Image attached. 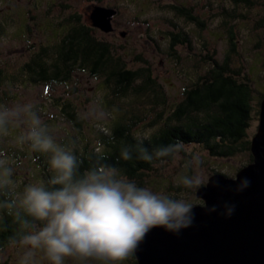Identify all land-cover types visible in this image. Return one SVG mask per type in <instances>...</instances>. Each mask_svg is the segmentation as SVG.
Here are the masks:
<instances>
[{
	"label": "rangeland",
	"instance_id": "374dc122",
	"mask_svg": "<svg viewBox=\"0 0 264 264\" xmlns=\"http://www.w3.org/2000/svg\"><path fill=\"white\" fill-rule=\"evenodd\" d=\"M19 1L25 3L26 10L22 9L0 32V110L20 109L19 117L7 124V132H0V161L12 170L9 182L0 186L3 204L16 201L26 185L45 182V177L52 175L48 164L51 153L33 151L30 141L19 142L30 130L25 106H30L31 112L40 118L46 134L57 145L71 149L75 155L85 148L100 152L101 138L110 133L117 120L129 123L139 138H147L169 122L175 105L185 96L184 89L210 68L203 57L211 54L221 60L226 56L230 33L236 42L231 65L241 68L252 80L253 119L248 138L256 133L259 103L264 94V0ZM170 4L191 7L204 26L187 21ZM97 5L116 10L112 31H102L93 26L90 18L84 19V14ZM76 13L81 14L79 21L71 19ZM77 25L88 27L94 37L109 44L113 64L94 75L91 67L76 65L69 79L33 82L25 64L44 46L49 48L45 58L49 63L63 35ZM173 31L187 34L191 46L178 43L171 48L168 34ZM118 60L126 69L145 71L157 83V90L142 77L128 94L122 95L110 73ZM142 88L145 90L141 92ZM68 105L73 107L78 125L64 110ZM192 154H199L206 180L215 173L234 177L250 162L246 151L217 157L210 156L199 144H188L172 160L155 162L141 176L142 184L173 197H184L193 205L200 204L197 190L177 186L180 176L192 173L188 167ZM22 252L18 244L10 248L8 243L0 250V264H16Z\"/></svg>",
	"mask_w": 264,
	"mask_h": 264
},
{
	"label": "clouds",
	"instance_id": "9594fccd",
	"mask_svg": "<svg viewBox=\"0 0 264 264\" xmlns=\"http://www.w3.org/2000/svg\"><path fill=\"white\" fill-rule=\"evenodd\" d=\"M30 130L19 142H31L33 151L51 153L48 161L51 178L45 182L26 185L12 204L0 208L22 212L30 220L21 222L24 234L17 241L9 239V247L17 244L23 249L16 264H124L139 248L147 234L162 228L179 234L192 226L194 205L184 197H173L164 192L141 186L114 165L98 164L83 172L82 161L71 149L57 145L46 134L40 118L25 106ZM20 109L0 110V132H7V124L15 121ZM139 159L151 163L153 156L140 147ZM185 148L182 141L159 148L155 156L174 158ZM123 160L131 159V152L121 150ZM103 159V156L100 157ZM199 154H192L188 163L192 173L179 177L178 187L199 190L206 187L201 172ZM12 170L0 161V186L9 182ZM250 184L245 178L237 185L243 191ZM226 216L235 211L234 205H224ZM213 206L209 211H215ZM13 215L11 211L8 213ZM14 219L19 220L18 214Z\"/></svg>",
	"mask_w": 264,
	"mask_h": 264
},
{
	"label": "trees",
	"instance_id": "16d2710c",
	"mask_svg": "<svg viewBox=\"0 0 264 264\" xmlns=\"http://www.w3.org/2000/svg\"><path fill=\"white\" fill-rule=\"evenodd\" d=\"M241 1L249 2V0ZM169 6L187 21L204 26L202 19L193 12L191 7L177 4ZM262 23L264 26V18ZM67 31L69 32L63 35L61 42L57 45L52 64L46 62L45 58L48 56L49 48L45 46L25 64L33 82L69 79V74L76 65L91 67L94 75L105 71L109 65L113 64L114 59L111 57L109 44L94 37L88 27L77 25ZM168 36L171 48L178 43L191 46L190 39L183 31H173ZM229 44V51L221 60L214 58L211 54L203 57L204 61L211 65L210 68L199 76L190 88L184 89L185 96L175 105L168 117L169 122H165L157 131L142 139L143 143L140 147L146 148L153 156L151 163L138 158L140 153L137 149V140L141 138L133 134L131 125L117 120L110 133L101 138L102 150L100 152L85 148L81 153L76 154L78 160L82 161L80 171L83 172L98 164L114 165L129 178L140 180L139 184L144 186L141 176L153 168L155 162L170 161L174 158L171 155L156 157V151L177 141H182L184 145L199 144L207 150L210 156L230 157L246 151L249 152L251 161L253 156L250 153L251 139L248 138V128L253 119L252 80L241 68L231 65V56L236 53V42L232 33H230ZM114 65V69L110 72L111 77L116 79L122 95L128 94L130 89L134 88L136 80L142 77L148 80L145 83H148L152 89L158 86L141 69H126L120 60L115 61ZM144 90L142 88L141 92ZM263 97L264 94L261 100ZM64 110L78 125L73 107L68 105ZM124 148L131 152L130 160L121 158V150ZM101 156L103 159H100ZM50 178L51 175L48 174L45 177V183ZM0 196L2 200H5L2 191ZM2 200L0 204H3ZM200 201L203 203V200ZM0 209L2 214L0 217L1 250L9 243L10 238L19 240L24 234L21 222L31 218L26 217L22 212L18 213L14 208ZM9 211L13 215H9ZM17 214L19 220L14 219Z\"/></svg>",
	"mask_w": 264,
	"mask_h": 264
},
{
	"label": "water",
	"instance_id": "95a60500",
	"mask_svg": "<svg viewBox=\"0 0 264 264\" xmlns=\"http://www.w3.org/2000/svg\"><path fill=\"white\" fill-rule=\"evenodd\" d=\"M116 10L94 6L89 13L93 26L113 30ZM252 160L234 177L215 173L196 195L191 227L173 234L162 228L151 230L135 255L139 264H264V97L260 102L258 129L250 142ZM250 181L237 191L242 179ZM235 211L224 214V205ZM215 206V211H209Z\"/></svg>",
	"mask_w": 264,
	"mask_h": 264
},
{
	"label": "flooded vegetation",
	"instance_id": "af4514ba",
	"mask_svg": "<svg viewBox=\"0 0 264 264\" xmlns=\"http://www.w3.org/2000/svg\"><path fill=\"white\" fill-rule=\"evenodd\" d=\"M24 6H25V3H20L19 0H14V1L13 0H0V32L4 31L6 28V25L9 26L11 21L15 20L14 19L15 15L19 16L20 11L22 9L26 10ZM88 12H86V15L84 14L85 20H87L86 17L90 18ZM80 15H81L80 13L73 14L71 15V19L72 20L80 19ZM50 60L51 61L49 63L47 61L46 62L48 64L50 63L52 64L53 59H50ZM124 264H139V263H138V259L136 255L133 254L128 260L124 262Z\"/></svg>",
	"mask_w": 264,
	"mask_h": 264
}]
</instances>
